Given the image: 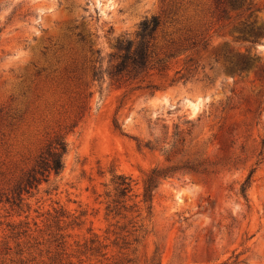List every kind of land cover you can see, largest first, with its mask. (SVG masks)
<instances>
[{
    "label": "rangeland",
    "instance_id": "obj_1",
    "mask_svg": "<svg viewBox=\"0 0 264 264\" xmlns=\"http://www.w3.org/2000/svg\"><path fill=\"white\" fill-rule=\"evenodd\" d=\"M223 7L0 0V264H264V0ZM151 14L162 22L158 44L177 48L166 67L92 79L90 48L106 65L116 37ZM243 58L251 64L239 71ZM56 136L67 142L61 171L25 190ZM153 137L166 153L144 146ZM153 166L177 169L155 188L133 241L137 211L106 214L104 183L122 172L139 193Z\"/></svg>",
    "mask_w": 264,
    "mask_h": 264
},
{
    "label": "trees",
    "instance_id": "obj_2",
    "mask_svg": "<svg viewBox=\"0 0 264 264\" xmlns=\"http://www.w3.org/2000/svg\"><path fill=\"white\" fill-rule=\"evenodd\" d=\"M224 4L223 12L227 8L241 7L245 0H219ZM248 8V7H246ZM162 30V22L157 14H151L143 17L137 24L136 29L132 35L116 37L113 43V50L107 54V63L103 66L104 56L101 54V49L96 47L91 49L94 54L93 63L91 65V77L97 81L104 79V76L109 77L115 81H126L144 77L151 71H160L167 65V60L175 55L177 48L165 47L158 44L159 33ZM78 40L82 43H87L83 34L77 33ZM89 47L91 45L89 44ZM251 64V59L243 58L240 62L238 70L241 71ZM175 138L177 131L172 134ZM174 145V139L169 144L170 147ZM144 146L149 149H158L166 153L167 149L162 145L158 146V138L146 139ZM67 150V142L62 136H56L51 143H49L45 150L36 159L33 167L25 174L23 179V187L27 190L34 182H39L45 171H53L58 173L63 167V154ZM187 171H197L198 168L193 165H182ZM177 167L175 166H153L144 175L142 179L141 190L139 193H133V183L129 175L122 172H111L107 183H104L105 190L103 192L105 197V211L106 214L114 216H124L123 211H128L135 207L137 220L132 223L131 234H133V241L138 239L140 232H144L146 227L144 225V216L142 210L145 211V216L150 219L151 216V200L152 195L161 179L170 176ZM39 175V176H38ZM251 172H249L243 181L239 184L238 192L247 200V188L250 184ZM21 187L17 193L23 189ZM131 196L139 197L137 201L130 204L126 203Z\"/></svg>",
    "mask_w": 264,
    "mask_h": 264
}]
</instances>
